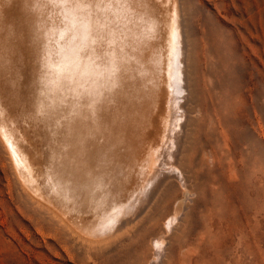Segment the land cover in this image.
Masks as SVG:
<instances>
[{
    "label": "bare ground",
    "instance_id": "1",
    "mask_svg": "<svg viewBox=\"0 0 264 264\" xmlns=\"http://www.w3.org/2000/svg\"><path fill=\"white\" fill-rule=\"evenodd\" d=\"M178 2L0 0V137L26 189L92 243L179 171Z\"/></svg>",
    "mask_w": 264,
    "mask_h": 264
},
{
    "label": "rangeland",
    "instance_id": "2",
    "mask_svg": "<svg viewBox=\"0 0 264 264\" xmlns=\"http://www.w3.org/2000/svg\"><path fill=\"white\" fill-rule=\"evenodd\" d=\"M178 5L179 171L138 220L92 243L26 189L0 137V264H264V0Z\"/></svg>",
    "mask_w": 264,
    "mask_h": 264
}]
</instances>
